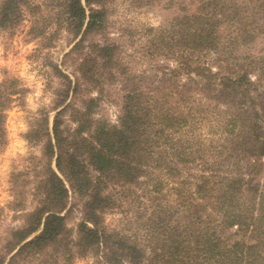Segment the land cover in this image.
<instances>
[{
    "label": "trees",
    "instance_id": "trees-1",
    "mask_svg": "<svg viewBox=\"0 0 264 264\" xmlns=\"http://www.w3.org/2000/svg\"><path fill=\"white\" fill-rule=\"evenodd\" d=\"M31 1L1 0L0 32ZM177 1L168 27L122 42L108 0H50L79 40L65 56L76 69L53 65L62 85L28 135L42 145L35 176H13L21 224L0 234V264H264V46L243 51L264 40V0ZM106 84L122 93L117 123L96 115ZM25 93L0 83V155Z\"/></svg>",
    "mask_w": 264,
    "mask_h": 264
},
{
    "label": "rangeland",
    "instance_id": "rangeland-1",
    "mask_svg": "<svg viewBox=\"0 0 264 264\" xmlns=\"http://www.w3.org/2000/svg\"><path fill=\"white\" fill-rule=\"evenodd\" d=\"M1 1V0H0ZM178 3L171 5L170 0H108L112 12V38L128 39V34H141L145 27L165 28L182 10ZM50 0H32L24 9L21 22L14 28L0 32V83L16 78L26 88V93L16 99L7 113L8 143L0 155V234L8 227L20 226L21 220L16 218L7 206L13 201L12 182L14 174H21V180H32L34 168L41 158L42 145L31 141L28 135L34 125L54 107V93L62 85L55 73L53 65H58L68 74L76 69L72 58H65L75 43L74 38L54 16ZM43 32L42 35H38ZM139 36V35H138ZM129 43L128 45H130ZM127 45V46H128ZM264 46L259 40L253 46L244 48V52H258ZM128 52L132 49L129 47ZM147 65H145L146 67ZM105 94L97 117L117 123L121 106L122 93L118 85L106 84ZM98 91H94L96 96ZM77 105L81 106L79 100ZM56 112L50 113V126ZM66 125L69 123L66 118ZM28 196V195H27ZM30 195H29V199ZM74 211L69 218V227L75 232L82 220V209L79 199L71 194ZM124 217L121 214L107 216V222L117 226ZM28 264H51L44 260ZM74 264H100L95 258H83Z\"/></svg>",
    "mask_w": 264,
    "mask_h": 264
}]
</instances>
